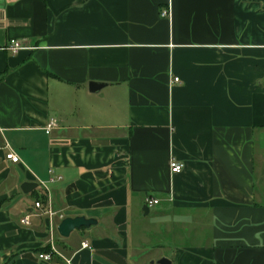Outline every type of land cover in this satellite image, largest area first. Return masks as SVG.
<instances>
[{
    "label": "crops",
    "instance_id": "crops-1",
    "mask_svg": "<svg viewBox=\"0 0 264 264\" xmlns=\"http://www.w3.org/2000/svg\"><path fill=\"white\" fill-rule=\"evenodd\" d=\"M163 258L264 264V0H0V264Z\"/></svg>",
    "mask_w": 264,
    "mask_h": 264
},
{
    "label": "built area",
    "instance_id": "built-area-1",
    "mask_svg": "<svg viewBox=\"0 0 264 264\" xmlns=\"http://www.w3.org/2000/svg\"><path fill=\"white\" fill-rule=\"evenodd\" d=\"M161 16L163 18L170 17V8L168 7V8L163 9L161 11ZM24 49H26V47L21 42H19L17 40H11V42L9 43V46H8V50L13 52L14 54H16L19 51L24 50ZM174 82L178 83L179 78H175ZM51 128H52V124L49 125V129H51ZM6 158H7V160H10L12 163H15V164L20 162V158L15 154V152L13 150L9 151V153L6 155ZM170 170H171V173L178 174L183 170V165L176 162L175 160H172L170 162ZM158 204H159V200L154 199V198H150V197L146 198V205L149 208L156 206ZM36 207L39 208L40 204L37 203ZM22 221L25 225H29V216H26ZM82 247L83 248H89V245L87 242H84L82 244ZM39 259L48 262L52 259V255L51 254H40ZM67 262H68V264H70V261H67Z\"/></svg>",
    "mask_w": 264,
    "mask_h": 264
},
{
    "label": "water",
    "instance_id": "water-1",
    "mask_svg": "<svg viewBox=\"0 0 264 264\" xmlns=\"http://www.w3.org/2000/svg\"><path fill=\"white\" fill-rule=\"evenodd\" d=\"M103 87H105V84L96 83V82H92L89 85L90 92L92 93H98ZM36 187L37 184L35 183H24L22 185V190L25 193H28L31 189ZM143 211H144V215H148L149 207L145 206L143 208ZM96 223H97L96 220L88 219L82 216L75 218H65L58 226V232L62 237L68 238L73 231L80 230L82 228H90L91 225ZM158 264H171V262L168 259L163 258L159 260Z\"/></svg>",
    "mask_w": 264,
    "mask_h": 264
},
{
    "label": "rangeland",
    "instance_id": "rangeland-1",
    "mask_svg": "<svg viewBox=\"0 0 264 264\" xmlns=\"http://www.w3.org/2000/svg\"><path fill=\"white\" fill-rule=\"evenodd\" d=\"M150 216H152V213H151V215Z\"/></svg>",
    "mask_w": 264,
    "mask_h": 264
}]
</instances>
